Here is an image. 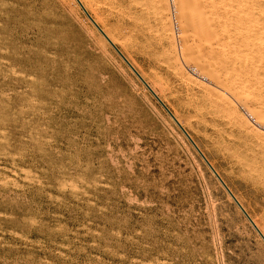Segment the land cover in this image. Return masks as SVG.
<instances>
[{"label":"rangeland","instance_id":"374dc122","mask_svg":"<svg viewBox=\"0 0 264 264\" xmlns=\"http://www.w3.org/2000/svg\"><path fill=\"white\" fill-rule=\"evenodd\" d=\"M75 1L0 0V264H264L260 234ZM102 1L89 9L96 20L121 4L162 21V0ZM111 32L264 226L261 193L218 154L212 130ZM232 103V128L256 145Z\"/></svg>","mask_w":264,"mask_h":264},{"label":"bare ground","instance_id":"6f19581e","mask_svg":"<svg viewBox=\"0 0 264 264\" xmlns=\"http://www.w3.org/2000/svg\"><path fill=\"white\" fill-rule=\"evenodd\" d=\"M101 1L80 0L89 14V9L94 5L98 7L99 3L104 2ZM162 2L165 3L164 12L158 15L162 21L159 20L157 23L144 17L146 16L144 13L140 16L134 10L137 16L129 10L130 8L123 9L120 3H118L120 6L112 4L110 11L102 10L103 7L98 8L101 16L99 19V16L96 18L101 22L105 21L108 28L120 33V39L127 37V40L133 42L156 82L170 89V92L177 93L180 96L179 100H185L184 104H187L199 118L203 128L212 130L214 134L212 139L219 148L218 154L221 153L226 162L235 161L240 172H243L254 189L261 193L264 202V0H162ZM134 8H138V5ZM256 10L260 12L258 16ZM93 13L96 16L97 10ZM91 17L116 45V38L119 35L115 37L111 30L103 28L92 15ZM159 23L164 32L161 42L156 35V31L160 30L157 27ZM175 33L180 44L181 56L173 45L176 42ZM166 40H171L168 45L165 44ZM127 60L130 62L128 58ZM131 65L136 69V63L135 66L132 63ZM141 77L161 99L159 94L163 93L158 94L154 83L152 86V81L150 84L142 75ZM183 78L189 79L190 81L186 82L192 84H187ZM232 101L245 111L246 117L248 116L257 128L258 131H254L251 127L252 133L250 132L257 137L256 145L246 136L242 137L241 127L237 129L238 131L232 128L230 118L234 109ZM173 115L184 127L182 120L185 118L180 119L176 114ZM223 144L232 152L230 156L222 154ZM206 159L218 173L212 162L207 157ZM219 176L221 177L220 174ZM230 191L232 192L231 189ZM234 196L239 201L235 194ZM239 203L242 205L240 201ZM245 211L247 212L246 209ZM249 216L264 235V226L257 221L258 219H254L250 214Z\"/></svg>","mask_w":264,"mask_h":264},{"label":"water","instance_id":"95a60500","mask_svg":"<svg viewBox=\"0 0 264 264\" xmlns=\"http://www.w3.org/2000/svg\"><path fill=\"white\" fill-rule=\"evenodd\" d=\"M76 2L79 4V6L82 8L84 13L86 14L87 18L92 22V24L97 28V30L102 34V36L107 40V42L113 47V49L118 53V55L124 60V62L129 66V68L134 72V74L139 78V80L145 85V87L151 92V94L156 98V100L160 103V105L165 109V111L169 114V116L173 119V121L176 123V125L180 128V130L183 132V134L186 136V138L189 140V142L194 146V148L197 150V152L200 154V156L203 158V160L207 163L209 168L212 170L214 175L217 177V179L220 181V183L223 185L225 190L228 192V194L231 196V198L235 201L237 206L240 208V210L244 213L246 218L250 221V223L254 226V228L257 230V232L260 234L261 238L264 240V235L259 231V229L254 225L252 219L250 218L249 214L245 211V209L242 207V205L239 203V201L236 199L234 194L230 191L229 187L226 185V183L222 180V178L219 176V174L215 171V169L211 166V164L208 162L204 154L201 152V150L198 148L194 140L190 137L188 132L184 129V127L178 122V120L175 118L173 113L170 111V109L164 104V102L158 97V95L151 89L149 84L141 77V75L136 71V69L131 65V63L127 60V58L122 54V52L118 49V47L107 37V35L104 33V31L97 25V23L94 21V19L91 17V15L86 11L80 0H76Z\"/></svg>","mask_w":264,"mask_h":264}]
</instances>
